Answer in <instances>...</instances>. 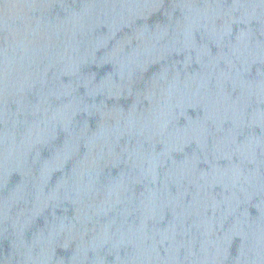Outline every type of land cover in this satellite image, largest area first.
Returning a JSON list of instances; mask_svg holds the SVG:
<instances>
[{
	"label": "water",
	"instance_id": "obj_1",
	"mask_svg": "<svg viewBox=\"0 0 264 264\" xmlns=\"http://www.w3.org/2000/svg\"><path fill=\"white\" fill-rule=\"evenodd\" d=\"M264 103V0H0V264H114Z\"/></svg>",
	"mask_w": 264,
	"mask_h": 264
}]
</instances>
